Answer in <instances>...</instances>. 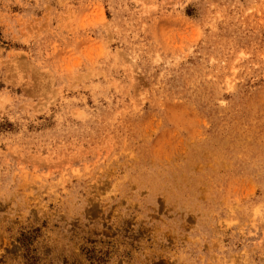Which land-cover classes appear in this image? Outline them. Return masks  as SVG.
Returning a JSON list of instances; mask_svg holds the SVG:
<instances>
[{"label":"rangeland","instance_id":"rangeland-1","mask_svg":"<svg viewBox=\"0 0 264 264\" xmlns=\"http://www.w3.org/2000/svg\"><path fill=\"white\" fill-rule=\"evenodd\" d=\"M0 264H264V0H0Z\"/></svg>","mask_w":264,"mask_h":264}]
</instances>
